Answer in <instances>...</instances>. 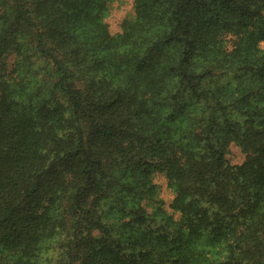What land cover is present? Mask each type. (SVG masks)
Returning <instances> with one entry per match:
<instances>
[{
    "label": "trees",
    "instance_id": "16d2710c",
    "mask_svg": "<svg viewBox=\"0 0 264 264\" xmlns=\"http://www.w3.org/2000/svg\"><path fill=\"white\" fill-rule=\"evenodd\" d=\"M131 1L0 0V264H264V0Z\"/></svg>",
    "mask_w": 264,
    "mask_h": 264
},
{
    "label": "rangeland",
    "instance_id": "374dc122",
    "mask_svg": "<svg viewBox=\"0 0 264 264\" xmlns=\"http://www.w3.org/2000/svg\"><path fill=\"white\" fill-rule=\"evenodd\" d=\"M108 15L105 18V23L108 26L109 32L114 35L120 32V25L124 19H127L133 15L132 1L131 0H107ZM226 159L231 165H240L244 162V154L240 150L230 145L226 154ZM156 184H159L164 189L165 198L170 196L165 189L164 180L157 178Z\"/></svg>",
    "mask_w": 264,
    "mask_h": 264
}]
</instances>
